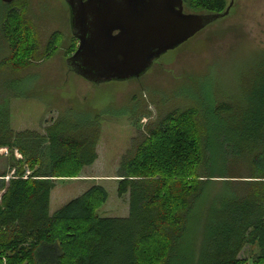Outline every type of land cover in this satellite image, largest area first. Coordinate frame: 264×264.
Here are the masks:
<instances>
[{"label": "trees", "instance_id": "obj_1", "mask_svg": "<svg viewBox=\"0 0 264 264\" xmlns=\"http://www.w3.org/2000/svg\"><path fill=\"white\" fill-rule=\"evenodd\" d=\"M183 3L196 13L227 6ZM0 6L2 79L49 57L59 34L42 44L27 1ZM250 72L244 102L190 97L146 127L116 174L117 194L130 195L124 217L97 215L101 185L50 213L56 180L97 158L99 117L72 131L14 130L9 101L32 93L9 94L0 105V264H264V58Z\"/></svg>", "mask_w": 264, "mask_h": 264}, {"label": "rangeland", "instance_id": "obj_2", "mask_svg": "<svg viewBox=\"0 0 264 264\" xmlns=\"http://www.w3.org/2000/svg\"><path fill=\"white\" fill-rule=\"evenodd\" d=\"M22 1L29 4L40 43L53 32L59 36L49 57L19 73H5L3 81L0 78L2 106L11 93H32L10 99L11 128L44 133L54 123L55 132L72 131L99 117L97 158L77 176L56 180L50 212L90 186L101 185L107 199L96 209L97 215L127 216L130 195L117 194L116 174L122 157L146 127L170 110L184 108L191 98L244 102L248 81L257 73L250 72V66L264 58V0H233L227 15L167 51L141 76L95 83L66 66V57L77 46L66 1ZM230 2L226 0V5ZM185 11L192 12L186 7ZM6 152L7 148L0 147V156ZM251 250L245 246L240 256H249Z\"/></svg>", "mask_w": 264, "mask_h": 264}, {"label": "water", "instance_id": "obj_3", "mask_svg": "<svg viewBox=\"0 0 264 264\" xmlns=\"http://www.w3.org/2000/svg\"><path fill=\"white\" fill-rule=\"evenodd\" d=\"M65 1L78 40L66 66L95 83L141 76L167 51L225 16L231 5L223 12L196 13L184 11L182 0Z\"/></svg>", "mask_w": 264, "mask_h": 264}, {"label": "flooded vegetation", "instance_id": "obj_4", "mask_svg": "<svg viewBox=\"0 0 264 264\" xmlns=\"http://www.w3.org/2000/svg\"><path fill=\"white\" fill-rule=\"evenodd\" d=\"M182 3H183V0H182ZM230 3H231V5H232V4H233V0H231ZM230 3H229V4H230ZM229 4H228V5H229ZM228 5H227V6H228ZM231 5L229 6V11H230ZM227 6H226V7H227ZM183 9H184V11H185L184 3H183ZM229 11H228V13H229ZM187 12H188V11H187ZM228 13H227V14H228ZM227 14H226V15H227ZM75 39L77 40L76 37H75ZM77 44H78V40H77ZM75 49H76V48H75ZM73 52H74V51H73ZM73 52H72V53H73ZM69 56H70V55H69ZM69 56H68V57H69ZM66 58H67V57H66Z\"/></svg>", "mask_w": 264, "mask_h": 264}, {"label": "crops", "instance_id": "obj_5", "mask_svg": "<svg viewBox=\"0 0 264 264\" xmlns=\"http://www.w3.org/2000/svg\"><path fill=\"white\" fill-rule=\"evenodd\" d=\"M53 201V189L51 190L50 192V201H49V206H50V203ZM52 213V212H50Z\"/></svg>", "mask_w": 264, "mask_h": 264}, {"label": "built area", "instance_id": "obj_6", "mask_svg": "<svg viewBox=\"0 0 264 264\" xmlns=\"http://www.w3.org/2000/svg\"><path fill=\"white\" fill-rule=\"evenodd\" d=\"M28 172V171H27ZM5 264V263H4Z\"/></svg>", "mask_w": 264, "mask_h": 264}]
</instances>
